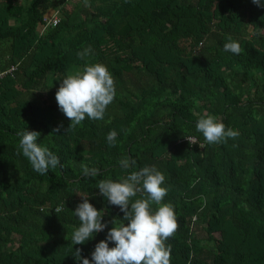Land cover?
Segmentation results:
<instances>
[{"label": "trees", "instance_id": "trees-1", "mask_svg": "<svg viewBox=\"0 0 264 264\" xmlns=\"http://www.w3.org/2000/svg\"><path fill=\"white\" fill-rule=\"evenodd\" d=\"M87 5L0 0V71L16 67L0 79V264H81L76 249L91 261L112 221L127 223L98 182H121L146 166L164 174L163 202L179 223L166 241L171 264H264V7L252 0ZM53 11L58 24L42 30ZM229 37L240 54L224 50ZM96 63L113 76L115 99L102 120L66 131L71 121L56 93L67 75ZM208 115L238 137L208 144L196 130ZM26 131L41 133L38 144L59 157L56 169L41 175L17 154ZM125 158L135 165L122 168ZM82 165L100 174L84 177ZM83 197L108 227L74 245ZM140 198L146 194L133 201Z\"/></svg>", "mask_w": 264, "mask_h": 264}, {"label": "clouds", "instance_id": "clouds-1", "mask_svg": "<svg viewBox=\"0 0 264 264\" xmlns=\"http://www.w3.org/2000/svg\"><path fill=\"white\" fill-rule=\"evenodd\" d=\"M254 4L264 7L261 0H252ZM87 5V0H85ZM224 45L225 51L240 54L241 46L232 41ZM91 52L86 49L77 55L83 59ZM116 96L113 76L103 64L87 65L81 72L69 74L63 79L56 93V101L62 113L71 121L66 131L74 130L86 118L102 120L107 108L113 103ZM196 130L202 133L208 144L227 142L229 138L235 139L239 132L226 129L222 122L211 115L198 120ZM59 131V129H57ZM18 155L22 153L37 173L46 175L50 169L60 165L59 157L47 147L38 144L41 133L26 131L20 134ZM117 132L113 130L108 134L110 146L114 142ZM191 144L194 137L186 138ZM135 160L125 158L120 161L124 169L134 166ZM84 177L94 178L100 174L97 168L83 166ZM165 176L155 167H144L139 171H132L121 179V182L100 180L98 189L100 194L114 206H118L124 213L123 220L127 223H117L107 234V239L97 244L92 253L91 261L83 258L81 249L75 250V258L81 264H171V245L166 244L174 237L179 229V223L174 207L164 203L168 195V188L164 187ZM146 194V198L135 199L138 194ZM157 209L153 211L152 206ZM79 218L80 226L72 233L71 243L84 245L93 239L94 234L104 231L108 225L103 223L101 211H98L87 198L78 205L74 212ZM109 242L115 244L109 246Z\"/></svg>", "mask_w": 264, "mask_h": 264}, {"label": "built area", "instance_id": "built-area-1", "mask_svg": "<svg viewBox=\"0 0 264 264\" xmlns=\"http://www.w3.org/2000/svg\"><path fill=\"white\" fill-rule=\"evenodd\" d=\"M59 20H60V18L58 16L57 11H53L50 14H46V15H44V18H43L44 22L42 24L41 29L44 30L47 28L55 27L58 24ZM15 70H16V67L13 65L9 66L8 68H6L4 70H1L0 71V79L4 78L6 76L13 77Z\"/></svg>", "mask_w": 264, "mask_h": 264}]
</instances>
